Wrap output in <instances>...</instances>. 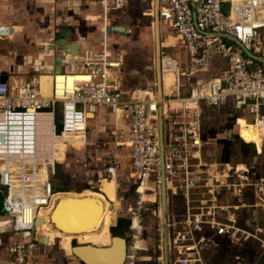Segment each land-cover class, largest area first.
<instances>
[{"label":"built area","instance_id":"obj_1","mask_svg":"<svg viewBox=\"0 0 264 264\" xmlns=\"http://www.w3.org/2000/svg\"><path fill=\"white\" fill-rule=\"evenodd\" d=\"M105 2L117 11L128 0ZM159 16L184 49L178 55L169 51L175 44L163 45L162 95L157 81L155 90L125 89L124 55L108 49L107 42L85 50L75 70L59 72L62 78L54 73L51 96H44L39 74L23 82L0 79V186L7 188L9 209L3 232L29 234L28 240L8 245L7 264H34L40 242L32 234L40 209L50 208L54 194L62 192L52 179L63 164L61 145L67 153L74 147L68 135L87 143L89 121L101 110L128 127L127 133L114 132V148L103 161L105 178L116 175L120 186L125 148L130 173L124 181L132 193L119 212L129 214L135 241L151 223L163 226L165 182L170 264H242L239 249H251L250 239L263 242L260 226L253 234L241 221L249 208L260 205L248 201L261 198L264 177L247 162L226 163L209 155L205 123L212 109L231 108L264 124V63L238 44L264 57V0H159ZM103 31L106 36L117 30L105 25ZM12 34L0 23V39ZM165 74L173 75L167 87ZM3 226L0 221V230Z\"/></svg>","mask_w":264,"mask_h":264},{"label":"crops","instance_id":"obj_2","mask_svg":"<svg viewBox=\"0 0 264 264\" xmlns=\"http://www.w3.org/2000/svg\"><path fill=\"white\" fill-rule=\"evenodd\" d=\"M151 1L152 0H128L127 5L123 9L115 11L117 13L113 15H108L110 17L107 23L113 24L119 22L124 24L127 17L131 18L133 16L132 13H134L135 9L141 7L145 9ZM153 2H155V0H153ZM105 3V0H0V23L9 25L13 33V36L10 38L0 39V76L6 75L8 76L7 80L23 82L38 74L41 76L75 70L78 62L83 58L85 50L89 48L99 49L102 47L100 46V40H104V37H106L108 42L114 41V35L108 32L105 36L103 31L105 22L102 21V16ZM124 9H126L125 11L128 12V15H122V13H120V11ZM118 26L120 27L123 25H116V27ZM123 27L125 28L123 32H125L127 27ZM163 27V30L166 28L172 32L170 28L166 26ZM177 39L179 40L177 36L169 35L164 38L162 44L164 46L176 45ZM118 40L124 41L123 36H120ZM180 54L184 55V52ZM57 69H59L58 72H56ZM169 78L168 75L167 82ZM43 84L42 82V86ZM165 86L167 87L166 84ZM43 88L46 91L45 86ZM46 93L49 95L48 91H46ZM115 123L118 124V127H115ZM95 126L99 127L98 136L100 140L97 139L96 133V137L92 136L91 140L94 142V139H97L95 141L96 148H94L93 151L94 155H103L97 158L101 161L106 151L110 148H114V132L123 130L127 133L128 127L124 120H116L114 116L107 114L104 110H101L90 119L89 127L92 128V132L96 129ZM67 138L73 143V148L79 151L83 150L87 144L85 141L75 140L73 136L68 135ZM97 145L100 147L98 148ZM61 147L63 152L60 153L58 159L61 160V163H64L65 160L69 159L70 153L74 152V149L72 148L65 156L66 145L62 144ZM101 147L103 148V152L101 151ZM124 152L125 148L121 149L122 159H126L128 165H130L129 159L125 157ZM114 177H116V184L113 185L112 181ZM119 178H121V176H119ZM124 178L123 176V179ZM98 184L100 191L105 194L106 200L101 199L104 198L103 195L100 196L90 189L83 190L81 194L69 191L63 192L75 193L78 195H86L87 192H90L91 194L88 196L86 195V197L100 199L102 203H104L102 209H99L100 213L103 214V219H106L104 220L110 227L113 222H115L113 212L115 210H120L124 205L118 197L120 186L122 188L125 187V194L130 192L127 191L128 185L125 184L124 180L119 186L118 177L116 175L111 179L102 178ZM62 186L67 187L66 184ZM111 206H114V208ZM108 208L111 210L110 213L112 214L110 218L106 216V210ZM88 210L89 215L92 211H95L94 207H90ZM8 219L1 220L4 226L2 230H0V264H7L9 258L8 245L12 241H17L21 238L28 240L29 238V234L16 236L11 231L3 232ZM40 224L37 226L36 232L32 234L38 238L40 242V250L34 259V264H82L81 260L72 252V239L70 237H60L55 234V232L40 228ZM44 236L46 237V241H44ZM83 238H90L92 241L78 243L107 245L111 242V234L109 232L104 234L99 232L95 235H89L88 237L83 236L79 238V241L80 239L82 241ZM152 238L153 236L151 235L149 239ZM136 242L137 240H134L131 248L129 246V264L164 263V259L162 260V258L156 254V247L154 244L151 246L149 244L148 247V244L146 246L144 240L138 241L137 244ZM152 243L154 242L152 241Z\"/></svg>","mask_w":264,"mask_h":264},{"label":"rangeland","instance_id":"obj_3","mask_svg":"<svg viewBox=\"0 0 264 264\" xmlns=\"http://www.w3.org/2000/svg\"><path fill=\"white\" fill-rule=\"evenodd\" d=\"M126 9L120 11L122 15H128ZM144 10V12H143ZM115 12L110 5L107 3L103 6V18L102 21L105 22L103 26L110 25L116 27V25H123L127 27L125 32L122 31H108L111 35H114V41L108 42L107 40H100V46H104V44L108 43V49L122 53L124 55V65H123V76H124V87L125 89L131 90H147L152 88V90L156 89L155 82L156 80V68H155V7L153 0L148 3L147 7L144 9L143 7L137 8L132 13V17H127L125 19V23H113L109 24L107 21L109 20L108 15L115 14ZM163 26L161 25V40L164 41V38L167 36H177L176 34L170 32L165 28L163 30ZM102 29V27H101ZM103 34V33H102ZM120 36H123L124 41H119ZM118 40V41H117ZM105 47V46H104ZM169 51L173 54H178L184 51L181 43H179L178 39L176 40V47L173 49H169ZM214 74V73H212ZM169 75V80L167 82V77ZM165 84L168 86L171 82H173L172 74H165L164 76ZM45 86L46 91H48L49 95L51 94L52 82L47 81L43 84ZM264 113V111H263ZM205 123L206 130V139L208 141L207 152L209 155L215 158H221L223 145L218 143L219 139L227 138V131L229 129H233L236 133H238L237 129H241L243 125H248L252 132H256L258 135L261 134V131L256 127L255 123H252L250 116H240V114L235 113L231 108H222L218 110L217 108L212 109L211 113L208 116ZM91 126V125H90ZM95 130L92 132V128L89 127L88 133V142L83 150L74 149V152L70 153V157L65 163L61 164L56 168V174L52 176L53 183L55 189L61 190L64 189L69 192H76L78 189H90L93 190L94 193L103 195L104 198L102 200H106L105 194L100 191L98 187V183L102 178H105L104 170L106 168L103 159L99 161L97 158L102 156L94 155V148H96L95 141L100 137L98 136V126H95ZM97 135V139L91 140L92 136ZM264 142V134L263 136L258 137ZM90 142V144H89ZM239 145L242 148V151H246V155L243 152L236 153L234 152L231 156V163L240 164V163H251L250 154L255 150L251 144H247L243 141L239 142ZM99 148L100 146L97 145ZM101 147V151H102ZM71 151V150H70ZM69 151V152H70ZM103 152V151H102ZM264 152V151H263ZM264 155V154H263ZM246 156V157H241ZM264 164V159L262 161ZM261 168V174L264 177V171ZM130 173L128 161L126 159H122L121 165V174L120 176L128 177ZM125 179V178H124ZM123 179V180H124ZM264 179V178H263ZM127 180V179H126ZM134 181V180H133ZM128 184L127 182H125ZM66 184V186H62ZM62 186V187H59ZM3 190L4 194H7V188L0 186ZM119 200L124 203V205H128L129 199L124 193L126 190L125 187L119 188ZM129 195L132 191L127 189ZM260 197L255 200H250L248 203L250 204H260L258 206H252L249 208L248 215L246 219H242L241 223L243 226H247L248 230H250L253 234L256 233V227L260 226L263 232L258 233V237L263 240V242H259L258 239H250L248 241V245L251 249L245 250V248H240L239 252L244 253V261L242 264H263L264 256H260L261 252L264 250L261 247L264 246V182L260 187ZM113 207V206H111ZM120 218L129 219V214L126 211L119 212ZM112 217V214H111ZM116 223L110 226L113 227ZM153 223H151L149 229L145 234L140 238V240H144L146 242V246L149 244L155 245L156 254L160 256L163 260V227H151ZM129 230V229H128ZM152 231V233H151ZM153 236L152 239H149L150 236ZM126 236L129 239V246L133 245L134 238L132 236L131 231L126 232ZM152 241L154 243H152ZM261 245V246H260ZM248 247V248H249ZM261 249V250H260ZM133 251V250H132ZM131 251V254H132ZM254 251V252H253ZM210 253V251H207ZM237 253V252H236ZM216 254H214V257ZM233 254L229 256V258H233ZM229 260V259H228ZM130 259L127 258L125 264H129Z\"/></svg>","mask_w":264,"mask_h":264},{"label":"water","instance_id":"obj_4","mask_svg":"<svg viewBox=\"0 0 264 264\" xmlns=\"http://www.w3.org/2000/svg\"><path fill=\"white\" fill-rule=\"evenodd\" d=\"M229 6V4H226ZM155 68H156V80L158 83V91L159 94H163V75L160 66V55L163 49V44L161 40V22L159 16V0H155ZM116 30L124 31L125 28L123 26L116 27ZM58 36V35H57ZM244 53L260 62L264 63V57L257 56L245 48L241 43H238ZM59 69L56 70L58 72ZM2 81H7L8 76L2 75L0 76ZM160 126L161 133H163V120L160 118ZM62 132L61 124L57 126V133L60 134ZM233 136V129H229L227 131V137L231 138ZM223 138L219 139L218 143L223 144V153L221 159L223 162L229 163L231 161V155L229 146L232 144L231 139ZM162 148V144H161ZM126 196H130L129 193ZM162 212H163V264H170V252H169V240H168V192L166 183L163 182L162 187ZM104 203L100 199L94 198H67L61 200L57 206L55 207L53 214L51 215V224L55 229L59 232H74V234L78 235L79 232H84L88 226L87 224L94 223L95 218L100 216V210L102 209ZM66 206L71 208L70 210L77 211L79 210L80 214H82V220L80 223H74V225H64L62 220H56L54 214ZM90 207H94L95 211L92 212V215H89L87 211ZM114 208V207H113ZM100 209V210H99ZM9 209L6 206V197L3 190L0 188V219L3 217H8ZM90 219V220H89ZM93 219V222L91 220ZM117 224L110 228L111 232V242L107 245H96L93 243H78L76 240L72 242V252L75 256H77L82 264H125L128 258L129 252V239L126 236V232L129 231L130 220L120 218L119 210L116 212L115 219ZM42 222L41 218H38L36 222V226H38ZM91 226V225H89ZM44 241H46V237L44 236ZM264 264V261H263Z\"/></svg>","mask_w":264,"mask_h":264},{"label":"bare ground","instance_id":"obj_5","mask_svg":"<svg viewBox=\"0 0 264 264\" xmlns=\"http://www.w3.org/2000/svg\"><path fill=\"white\" fill-rule=\"evenodd\" d=\"M62 74H58L59 76V79L62 78L61 76ZM71 76H70V80H71ZM40 80H41V85H42V82L45 83L47 81H51L53 80V74H49V75H41L40 76ZM42 92L44 93V96L48 97V96H51L50 95H47L46 91L44 90L43 86H42ZM51 93H52V88H51ZM174 104H178V102H174ZM256 127L260 130V126L261 124L259 123H255ZM256 133V132H255ZM257 134V133H256ZM258 135V134H257ZM260 136H262L261 134H259ZM66 153L65 152V156H66ZM61 161V160H60ZM241 165V164H240ZM106 183V182H105ZM112 184H116V177L113 178V181H112ZM91 193L90 192H87V196L90 195ZM86 195H78V194H75V193H66V192H62V193H55L54 196H53V203L51 204L50 208H41L40 209V212H39V218H41L43 220V222L40 224V228H43L44 230H48V231H51V232H55V234H57L58 236L60 237H65V236H68L72 239V242L73 240H76L77 242H87V241H92V239L88 238H83V240L79 241V238H82L83 236H86L88 237L89 235H95L97 233H107L110 232V227L108 226V224L106 223V219L104 220L103 219V214L102 213H99L100 216L98 215L97 218H95L94 220V223H91V224H87L85 226H88L87 229L89 230H86L84 232H79L78 235L74 234V232H59L57 229H55L53 227V225L51 224V215L53 214V211L55 209V207L57 206V204L63 200V199H69V198H84L86 197ZM71 208H69V206H66L64 209L60 210L59 212L57 211L54 216H55V219L56 220H62L64 225L68 224V225H74V223H80V221L83 219L82 218V214H80L79 210H77L76 212L73 211V210H70ZM43 212V213H42ZM94 212V211H92ZM92 212L90 213V215H92ZM111 210H109V208L106 210V216L107 218H110L111 217ZM116 210L113 212V218L115 219V215H116ZM42 213V214H41ZM88 213V211H87ZM5 220V219H8V217H3L0 219L1 220ZM91 222H93V219L91 220ZM91 225V226H89ZM138 241L140 240H137L136 244L138 243ZM137 246V245H136Z\"/></svg>","mask_w":264,"mask_h":264},{"label":"flooded vegetation","instance_id":"obj_6","mask_svg":"<svg viewBox=\"0 0 264 264\" xmlns=\"http://www.w3.org/2000/svg\"><path fill=\"white\" fill-rule=\"evenodd\" d=\"M238 133H235V131H233V136L229 139H231L232 144L229 146V150H230V155L232 156L233 153L237 151V153L239 152H243L241 146L239 145V140H238V136L241 138V140L247 144H251L253 146V149L255 150L253 153L250 154V160H251V166L253 168H255V171L257 173V175L259 177H263V175L261 174V168L262 167L263 171H264V164L262 163L263 159H264V142H262V140L257 136V134L255 132H252L251 129L249 128L248 125H243V127H241V129H237ZM260 131H261V135L263 136L264 134V124H261L260 126ZM237 142V143H236ZM223 145V144H222ZM224 148V145H223ZM223 152V149H222ZM243 154L246 155V151L243 152ZM241 157H246V156H241Z\"/></svg>","mask_w":264,"mask_h":264},{"label":"trees","instance_id":"obj_7","mask_svg":"<svg viewBox=\"0 0 264 264\" xmlns=\"http://www.w3.org/2000/svg\"><path fill=\"white\" fill-rule=\"evenodd\" d=\"M238 140H239L238 142H241V141H242L241 138H240L239 136H238ZM236 143H237V142H236ZM84 190H85V189H84ZM58 191H62V192H63V191H66V190H65V188H64V189H61V190H58ZM82 191H83V189H78V190L76 191V193L81 194Z\"/></svg>","mask_w":264,"mask_h":264}]
</instances>
